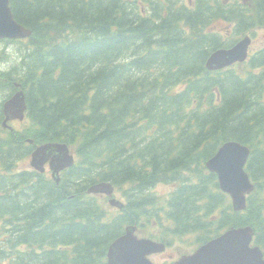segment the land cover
I'll list each match as a JSON object with an SVG mask.
<instances>
[{
    "label": "trees",
    "instance_id": "obj_1",
    "mask_svg": "<svg viewBox=\"0 0 264 264\" xmlns=\"http://www.w3.org/2000/svg\"><path fill=\"white\" fill-rule=\"evenodd\" d=\"M257 4L11 0L33 33L8 41L13 58L0 52V92L23 91L28 106L21 129H5L0 114V264H107L110 244L134 225L189 251L251 225L264 251V47L244 64L206 66L264 28ZM230 140L252 151L244 212L206 168ZM50 142L77 158L60 184L21 168ZM99 182L124 198L122 211L87 193ZM160 185L173 189L159 195Z\"/></svg>",
    "mask_w": 264,
    "mask_h": 264
},
{
    "label": "water",
    "instance_id": "obj_2",
    "mask_svg": "<svg viewBox=\"0 0 264 264\" xmlns=\"http://www.w3.org/2000/svg\"><path fill=\"white\" fill-rule=\"evenodd\" d=\"M31 31L19 24L10 7V0H0V39L27 38ZM251 38L245 37L231 49L215 51L207 61L210 71L221 70L237 62L247 60ZM27 107L23 92L17 93L5 104L9 120H24ZM250 156V149L236 141L225 143L207 163L210 172L217 174L222 191L232 198L235 211L246 209V198L254 185L245 165ZM51 161V167L58 173L73 165L74 159L69 149L62 144H47L38 147L32 155L31 165L43 171V165ZM113 187L102 183L90 189L89 193H105L112 196ZM113 206L122 208L123 204L111 198ZM136 228L128 227L126 234L118 238L109 248L107 264H154L150 256L162 253L166 245L148 238L135 235ZM255 232L252 227L232 228L225 234L211 240L193 254L184 255L175 264H264V254L259 246H251Z\"/></svg>",
    "mask_w": 264,
    "mask_h": 264
},
{
    "label": "rangeland",
    "instance_id": "obj_3",
    "mask_svg": "<svg viewBox=\"0 0 264 264\" xmlns=\"http://www.w3.org/2000/svg\"><path fill=\"white\" fill-rule=\"evenodd\" d=\"M254 41H255V45L253 46L252 50L257 49V48H259V47L264 45V28L260 29L257 32L256 40H254ZM8 46H13V44H9ZM1 48H2V46L0 47V52H1ZM12 49L13 48L11 47V49L9 50V53L12 51ZM7 95L8 94H6V93H4L2 91L0 92V114H2V112H3V102H4V100L9 98V97L6 98ZM24 122L15 121L11 125L14 128L21 129L22 128L21 125L24 124ZM21 166H22L21 168H26L28 170H32L33 169L30 166V159L29 158L26 160L25 163L21 164ZM46 169L49 170L48 166L46 167ZM171 189H173V188L172 187H167L165 185H160V186L157 187L156 192L159 195H166V194H169ZM101 194H103V195H98V196L101 197V199L104 200L106 198L107 194H105V193H101ZM115 198L120 200V201L122 200L119 194H116ZM176 240H177V242H175L174 245L168 246L167 250L164 253L152 255L151 256V260L155 264H171V263L173 264L176 260H178L180 258L182 253H186L187 251L188 252H193L195 250V246H194L193 249H191L189 251L188 250V247H189L188 245L181 244V242L178 241L179 239H176ZM187 240H188L189 244H192V242L194 241V239L191 238V237H187Z\"/></svg>",
    "mask_w": 264,
    "mask_h": 264
},
{
    "label": "bare ground",
    "instance_id": "obj_4",
    "mask_svg": "<svg viewBox=\"0 0 264 264\" xmlns=\"http://www.w3.org/2000/svg\"><path fill=\"white\" fill-rule=\"evenodd\" d=\"M216 51H217V50H216ZM214 52H215V51H214ZM214 52H213V53H214ZM213 53H212V54H213ZM212 54H211V55H212ZM211 55H210V57H211ZM210 57H209V58H210ZM209 58H208V60H209ZM208 60H207V61H208ZM206 64H207V62H206ZM61 189H62V188H61Z\"/></svg>",
    "mask_w": 264,
    "mask_h": 264
}]
</instances>
